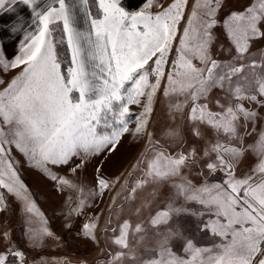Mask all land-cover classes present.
Wrapping results in <instances>:
<instances>
[{"label":"snow or ice","instance_id":"obj_1","mask_svg":"<svg viewBox=\"0 0 264 264\" xmlns=\"http://www.w3.org/2000/svg\"><path fill=\"white\" fill-rule=\"evenodd\" d=\"M151 6L152 0L138 8H130L126 0H0V77L23 66L0 91V218L13 220L22 212L27 220L36 207L13 151L44 168L67 166L81 153L114 152L129 120L138 121L137 131L145 128L143 116L149 115L162 83L167 95L183 91L188 78L193 89L188 119L207 123L210 143L199 153L195 147L188 152L158 150L147 170L163 179L200 155L205 158L199 170L204 181L209 178L204 169L220 171L226 179L174 186L189 205L185 214L191 231L172 230L182 242L173 245L168 237L157 241L145 264H264V55L259 61H249L247 55L253 45L264 44V0H246L235 9L232 0H173L155 15L146 11ZM81 17L83 29L78 26ZM217 28L230 46L228 63L214 55ZM57 32L62 34L59 40ZM61 44L70 59L66 75L57 51ZM246 69L256 76L251 91L233 87L237 78L246 79ZM209 87L236 103L225 105L218 98V111H212L200 103ZM145 89L151 91L144 112L132 117L128 106L138 103ZM106 114H112L119 128L101 135L97 127ZM193 135L199 136V130L194 128ZM81 165L78 160L71 171ZM102 167L98 162L96 172ZM52 180L66 183L59 177ZM179 211L166 203L148 224L158 230ZM73 214L81 215V207L70 210L69 216ZM97 226L82 222L76 235L99 243ZM62 227L65 234L73 229L67 219ZM131 227L127 220L118 229L111 225L110 231L118 232L112 243L126 248ZM135 231H143V225L136 224ZM197 233L210 242L201 243ZM46 234L53 232L49 228ZM26 235L27 242H21L10 229L0 230V264H29L27 243L38 241L30 231ZM109 255L106 264L122 253Z\"/></svg>","mask_w":264,"mask_h":264},{"label":"rangeland","instance_id":"obj_2","mask_svg":"<svg viewBox=\"0 0 264 264\" xmlns=\"http://www.w3.org/2000/svg\"><path fill=\"white\" fill-rule=\"evenodd\" d=\"M156 1L158 0H153L152 6L146 9V11L153 15L163 12L173 2V0H165L166 2L163 6L158 7V5L153 8ZM245 2L246 0H232V7L234 9L242 7ZM181 26H185L184 21H181ZM217 33L219 40L217 46L214 48L215 58L228 63L231 59L230 46L223 38L222 30L217 28ZM176 46L177 44L174 41L173 48ZM247 55L249 56V61L253 59L259 61L260 57L264 55V44L253 45L250 53ZM149 63L151 64L152 61ZM194 63L197 68L202 67L198 61H194ZM244 75L246 79L237 78L233 82V87L239 84L242 85L243 89L251 91L256 79L255 73L246 69ZM151 79L150 77V82ZM185 81L186 86L183 91H169L167 95L162 94V89L167 87L165 83H162L161 88H158L156 93L153 94L149 115L143 116L146 122L145 128L137 131L138 121L135 119L129 120L127 132L122 133L117 140L114 152L81 153V156L76 158L77 160L74 159L72 161L73 165L78 160L87 164H84L86 182H82L80 177V179H73L68 183H64L67 188L71 189L72 194L70 199H66L63 185L52 183L32 184L31 187L36 190V202L43 200L41 202L44 207L46 205L52 208L65 203L69 212L76 207H81V211L86 212V221H90V223L96 222L98 226L99 222L102 221V226L100 230L99 228L97 229V232L99 234L101 232L104 238H106L107 229L112 223L119 225L125 220L130 223L127 215L131 213L135 214L132 223L142 224L151 231L152 227H150L148 221L162 205L170 202L173 209H179L180 211L179 213L174 212L172 219L168 223L161 224L159 228H164L166 236L169 237L174 236L172 230L183 229L185 233L190 232L192 226L187 223V215L185 214V210L189 205L185 203L182 196L178 195L174 186L180 184L187 186V181L189 180L193 182V185L219 183L226 179L225 174L220 171L210 174L207 169H204L205 174L209 177L207 181H204L199 175V170L203 168L205 158H202L200 155H196L194 159L190 157L187 165L182 170H170L169 174L163 179L151 175L147 170L148 163L153 160L158 150L170 153H175L177 150L188 152L190 148L195 147L199 153L204 146L210 143L211 138L209 133L211 129L207 123L192 122L188 119L193 89L188 83V78H185ZM179 86L178 84L177 87L179 88ZM150 91L151 89H145V96L137 97L139 102L128 106L129 114L132 117H140L142 115L144 106L147 104V94ZM218 98L225 105L236 103L235 100L226 98L223 93L215 91L212 87H209L208 91L205 92V99H202L200 103H207L209 109L218 111L215 103ZM243 102L247 103V101ZM248 106L252 107L250 104ZM115 107L118 112L119 105L117 104ZM204 116L205 121H207L209 119L207 112H205ZM118 128L119 125L112 114H106L105 117H102L97 131L101 135H110L112 131L118 130ZM194 128L199 130V136L193 135ZM12 156L15 161L18 158L17 163H34L26 161L25 157L19 152L12 153ZM207 159H212V156L210 155ZM98 162L103 167L99 172H96L95 169ZM70 164L68 165L69 168ZM244 171H246V167L239 169L241 173ZM96 176L102 179L106 178L107 181L102 180L103 184L98 183L96 186L92 183L96 180ZM102 188L103 190H101ZM131 189L135 191L131 192ZM88 190L92 194V201L84 199L85 194H88ZM31 192L33 194V189ZM72 195L75 199H72ZM90 204L92 207L89 209ZM23 216L24 213L21 212L13 220L3 218L1 220L4 223L5 229L12 231L14 240L19 239L20 241H24L20 234L22 221H24ZM97 216H99V220H97ZM76 218L77 214L69 216L68 213L66 219L71 223ZM35 220L36 225H42L40 216ZM109 220L111 223H109ZM52 222L54 223V219H52ZM74 235V231L65 234L64 230L61 234L62 237L57 238V243L55 244V248L52 249L51 254L54 258L58 257V261H61V259L63 261L64 258H67L69 261L74 262L78 256H88L98 252V248L95 247L96 245L94 246L83 239L75 240L73 239L75 238ZM177 239L180 240L179 238ZM70 242L78 244L76 247H71L69 245ZM37 255L38 264L43 263L39 260L42 254L38 252Z\"/></svg>","mask_w":264,"mask_h":264},{"label":"crops","instance_id":"obj_3","mask_svg":"<svg viewBox=\"0 0 264 264\" xmlns=\"http://www.w3.org/2000/svg\"><path fill=\"white\" fill-rule=\"evenodd\" d=\"M153 1V0H152ZM42 2V0H41ZM165 0H158L154 3L153 8L161 7L163 4H165ZM126 3L129 5L130 8H138L141 5L145 4V0H126ZM160 3V4H159ZM92 11L95 13L96 7L93 4L92 5ZM78 26L83 29L84 24H83V18H78ZM62 34L60 32H57V40L60 39V36ZM67 49V48H66ZM58 51V48H57ZM59 53V52H58ZM60 56V54H59ZM67 56H68V61L66 64L65 69L61 67V71L63 74H67V70L70 66V59H69V54L67 50ZM23 66H21L22 68ZM21 68L17 69H10L7 72V75L0 77V79H3L5 81L4 84H0V91H3L4 87H6L7 82L13 78L15 75H17L20 71ZM76 94H74L75 96ZM13 153H17V151H13ZM18 159V158H17ZM16 159V161H17ZM75 160H77L75 158ZM34 163H16V166L19 168V175L22 178L23 182L26 183L31 191L33 189V194L31 192L30 195V200H33L35 205H37L35 208H33L32 214L29 215L28 219L22 221V229H21V235L24 241L21 240V242H27V233L30 231L32 233L33 241H38V242H28L27 246L30 251V256H29V264H38V252L41 253L39 260H41V264H106L107 261L111 259L110 253L115 255V253L120 252L122 253L121 257L116 260H111V264H145V261L149 258V256L152 254L154 249L157 247V241L163 239L164 237H168L169 241L175 245L177 243L182 242L181 240H178L175 235L172 237L166 236L165 234V229L164 228H159L157 229H151L149 231L147 228L144 227L143 225V231L141 232H136L135 231V225L137 223H132L133 222V217L135 214H128L127 216L129 217L128 219L130 220V225L132 226L128 230V236H127V247L126 248H119L118 246H115L112 243V239L117 233H113L110 231L111 225L117 226V229L119 228V225H116L112 223L108 229H107V236L104 238L97 232L98 228L100 230V227L102 226V221L99 222V226L94 229L97 239L99 240V243H91L92 245H96L95 247L98 248V252L96 254L92 253L88 256H78L76 258V261L71 262L67 258L62 261H58L57 258H54L51 254L52 249L55 248V244L57 243L56 240L58 237H62L61 234L65 230L67 231L66 228L62 227V224L65 222V219L67 218V215L69 211L67 210V207L65 206V203H61L60 206H57L55 208H52L51 206L48 207L45 205L43 206L42 202L43 200H39L36 202V190L35 188L31 187L32 184H42V183H52L55 185H63L65 194H66V199H70L71 197V189L67 188L64 183L61 184L57 181H53L52 177H59L60 181H66L67 183L70 180L73 179H80L82 182L85 181V172H84V164L87 163H82V165L76 170V172L71 171L75 165L71 163L70 168L69 166H52L49 165L47 168L38 166L35 161H31ZM90 164V163H88ZM97 177V178H96ZM95 179L92 183H94L96 186L98 184V180H104L107 181L106 178L102 179L101 177L96 176ZM95 186V187H96ZM96 189V188H94ZM93 190V188H92ZM35 191V193H34ZM34 195V196H33ZM62 196V195H61ZM62 198V197H60ZM92 194L90 193V190H88V194L86 193L84 196L85 200L92 201ZM72 199H75L72 195ZM93 199V198H92ZM91 204L88 207L89 209L91 208ZM40 216L41 218V226L35 224V219ZM82 218H81V217ZM76 218V220L72 221L71 224L73 226V229L70 230L69 232L75 233L73 239L78 240L81 239L79 236L76 235V229L80 226L82 222H88L86 221V212L81 211V215ZM80 217V218H79ZM132 218V219H131ZM52 219H54V223L52 222ZM2 218H0V230H5L4 223H2ZM90 223V221H89ZM21 225V223H20ZM51 229L53 232L52 236H47L46 232L47 229ZM19 234V235H20ZM199 233H197V238L201 239ZM210 241L207 239H202L201 243L203 244H208ZM32 249H35V251H32ZM40 249V250H38ZM183 255V253H181ZM44 255V256H43ZM55 259V260H54ZM36 263H35V262Z\"/></svg>","mask_w":264,"mask_h":264},{"label":"trees","instance_id":"obj_4","mask_svg":"<svg viewBox=\"0 0 264 264\" xmlns=\"http://www.w3.org/2000/svg\"><path fill=\"white\" fill-rule=\"evenodd\" d=\"M58 52L60 54V59L62 62V68L65 69L67 61H68V56H67V49L65 45L61 44L58 46Z\"/></svg>","mask_w":264,"mask_h":264},{"label":"built area","instance_id":"obj_5","mask_svg":"<svg viewBox=\"0 0 264 264\" xmlns=\"http://www.w3.org/2000/svg\"><path fill=\"white\" fill-rule=\"evenodd\" d=\"M77 244H78V243H76V242H70V244H69V245H70L71 247H76V246H77ZM78 246H79V245H78Z\"/></svg>","mask_w":264,"mask_h":264}]
</instances>
